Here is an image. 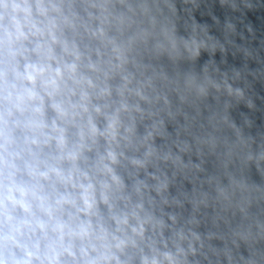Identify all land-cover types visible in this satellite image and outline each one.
<instances>
[{
    "label": "clouds",
    "instance_id": "clouds-1",
    "mask_svg": "<svg viewBox=\"0 0 264 264\" xmlns=\"http://www.w3.org/2000/svg\"><path fill=\"white\" fill-rule=\"evenodd\" d=\"M0 264H264V0H0Z\"/></svg>",
    "mask_w": 264,
    "mask_h": 264
}]
</instances>
